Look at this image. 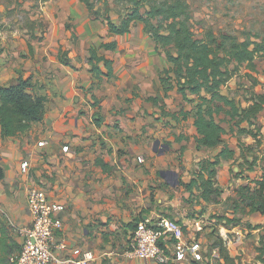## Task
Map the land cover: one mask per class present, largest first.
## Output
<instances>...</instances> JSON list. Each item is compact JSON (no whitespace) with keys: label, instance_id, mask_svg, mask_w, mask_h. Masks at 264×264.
I'll return each mask as SVG.
<instances>
[{"label":"crops","instance_id":"0c3cea01","mask_svg":"<svg viewBox=\"0 0 264 264\" xmlns=\"http://www.w3.org/2000/svg\"><path fill=\"white\" fill-rule=\"evenodd\" d=\"M82 12L90 14L84 7ZM66 45L73 59L71 67H66L68 64L62 63L61 59L45 63L41 55L48 54L49 47H44L36 51L34 59H19L18 64H14L15 76L13 74L8 78L0 74V88L17 85L20 79L33 80L41 87L40 82L52 84L48 85L50 92H40L49 96L41 123L35 124L27 133L12 138H3L0 127V218L6 215L13 226L30 227L32 218L27 193L31 186L39 185L47 190L54 201L65 207L59 214L63 220V230L58 236L68 244L66 251L57 252L62 260L71 259L75 251L82 250L94 254L95 260L89 264H146L132 257L131 251L125 247L137 223L148 221L153 224L159 217L170 218L183 226L185 237L180 245H198L202 248L203 241L198 240V236L206 227L203 224H207V214L200 218L193 217L188 204L183 207L182 197L173 196L178 187L176 179L182 178L180 185L189 183L194 177L190 173L196 174L200 162L204 161L197 158L194 162L198 165L190 163L205 149H196L192 116L184 120L180 114L176 115L177 119L171 113L168 114L175 128L182 122L192 125L190 137L193 138L188 150L185 147L189 145V137L181 136L178 130H175L174 139H170L167 144L162 140L154 142L152 137L156 135L158 125L155 119L158 115L154 111L146 113L142 109L144 105L150 106V103L161 109L162 103L148 101L149 97L156 96L152 95L154 92L150 93L153 89L149 92L151 78L147 79L146 71L139 70L138 63L128 55L124 57L121 69L117 68L114 58L106 56L114 61L115 78L112 80L118 78L120 88L112 85L113 93L108 96L97 95L102 92L99 88L108 86L109 81L98 83L94 79L88 49L75 47L70 42ZM78 53L84 54L81 62L76 58ZM155 74L152 88L157 86L162 92L160 76L157 72ZM131 87L140 88L141 94L134 98L124 90ZM83 90H94L99 100L97 107L87 106ZM128 101L131 103L127 104ZM181 101L188 104L183 98ZM121 108H125V111ZM193 108L189 105V108L181 109L191 111ZM82 109L86 112L80 116ZM97 113L100 116L94 118ZM94 119L98 124L94 123ZM60 121L64 123L62 127ZM73 121L77 122L76 127L71 126ZM227 135H224V143ZM41 142H45V146L40 147ZM157 142L161 145L158 148L155 147ZM224 143L217 147V153ZM64 147L68 150L64 151ZM162 149L164 153H160ZM178 154L187 160L185 170L178 162L173 165L168 163L171 155L177 157ZM146 156L154 159L145 162ZM139 159L143 162H139ZM23 163L29 164L28 173L23 172ZM220 166L221 163L216 168L217 175L220 174ZM193 192L200 196L196 188ZM2 224L9 225V222L0 221V229ZM165 246L166 253L170 252V264H188L189 259L193 260L189 255L178 261L176 251L172 249H176L175 243L168 241ZM228 250L237 264L253 263V260L240 262L236 248L230 247ZM199 258L202 259V253ZM147 264L157 263L150 261Z\"/></svg>","mask_w":264,"mask_h":264},{"label":"rangeland","instance_id":"374dc122","mask_svg":"<svg viewBox=\"0 0 264 264\" xmlns=\"http://www.w3.org/2000/svg\"><path fill=\"white\" fill-rule=\"evenodd\" d=\"M184 1L190 7L191 27L198 39H204L206 32L209 30L216 35H231L238 40H244L248 35L264 37V0ZM92 2L95 9L100 12V18H96L89 10L90 14L82 12V8L86 9L87 7L81 0H0V74L6 75L8 78L13 74L15 76L16 68L14 64L19 62V59H34L37 54L36 51L44 47H49L48 54L41 55V59L45 63L48 61L54 63V59H61V61L67 62L66 64L64 63L65 65L68 64L66 67H71L73 59L69 56L67 42H70L75 47L88 49L89 51L93 47L98 49L103 42L116 40L118 42L117 50H100L99 54L104 53L105 56L114 58L115 60H113L116 62L118 69H121L124 65L123 59L128 55L138 63L140 66L139 70L146 71L147 79L151 78L148 84L151 86L149 87V92L153 89L150 93L154 92L152 95L161 97V109L152 106L151 103L150 106L144 105L142 109L146 113L154 111L158 115V118L155 119L158 125L157 131L152 139L154 142L162 140L164 144H167L170 139H174V136H176L175 130H178L181 131V136L189 137L187 141L189 145L185 147L188 150L193 138L190 137L192 125L190 122H182L181 125L175 128L171 121V116H168V114L181 111L182 107L189 108L190 104L185 105L182 103V98L176 89L172 90L166 99H163V92L157 89V86L152 88V79L156 75L155 73L157 72V75L161 77L162 72L170 67L164 54L156 50L154 40L145 31L142 23H136L127 35L110 36L106 19L109 16L113 22L119 23L120 16L125 12V6L118 4L116 0H92ZM50 38L51 41H48ZM76 58L81 62L84 60V54L78 53ZM20 64L23 65L22 62ZM117 80L118 78L115 81L108 80V86H103V89L99 88L102 92L97 95L108 96L113 93L114 89L111 90L113 88L111 86L119 87ZM31 83L34 85L33 91L36 88L38 89L34 92L42 93L45 90V93H47L51 91V88H48V85H52L51 82L47 84L40 82L42 87L38 86V82L33 80ZM124 90L128 94H132L134 98L141 94L138 87L125 88ZM93 91L89 90L87 92L83 90V93L88 102L87 106L95 108L98 106L99 100ZM222 93L234 99L242 107L249 105L248 99L252 98L253 95L263 94L264 55L257 57L255 72L250 71L246 65L238 68L237 74L222 88ZM79 97L82 98V96ZM88 99H90V102ZM130 103L131 101H128L127 104ZM121 109L125 111V108ZM85 112L82 109L80 116L84 115ZM95 115L94 118L100 116L99 113ZM219 119L228 132L224 146L235 151L232 159L221 161L220 174L216 177L217 186L222 191L221 194L213 195L212 200L206 202L197 193L188 192L184 186L180 185L181 177L176 179L178 190L176 189L173 196L182 197L183 207L188 204L190 215H193V217L198 216L200 218L202 215L207 214V224H203L206 227L200 232L203 236L201 237V234L198 236V240L203 241L202 248H199L198 257L191 256L193 260L189 259L187 263L224 264V260L220 259L219 239L223 240V245L227 250L230 247L236 248L240 262L253 260V263H256L254 261L256 249L260 245L261 236L264 235V215L257 212L251 213V208L247 207V199L251 191L258 185L256 180L262 179L263 174L264 162L261 161V158L264 155V111L253 120V127L250 128L249 126V129H254L259 131V134L261 133L262 142L259 147L255 144V140L252 137L237 134L236 121L230 122L229 118H226L223 114ZM94 120V123L97 124V120ZM71 123L72 127H76V121ZM59 124L62 127L64 123L60 121ZM66 126L67 124H65ZM242 127H248V124L243 123ZM160 146L158 145V147ZM218 149H203L200 156L194 157L193 161L189 162L196 166L198 164L194 161L197 158L211 160ZM182 153L184 154V151ZM255 157L260 159L256 163H254ZM152 159L154 158L146 156L145 162ZM174 162H178L181 168L187 167V160L182 155L178 154L177 157L171 155L168 163L173 165ZM190 174L191 176L195 175L193 172ZM185 193L186 196H184ZM178 207L180 208V206ZM223 215L235 217L240 224L235 227L224 226L221 222H218L220 221L219 217ZM5 216L2 215L0 221L9 222V225L13 227L11 229L12 238L23 247V228L13 226ZM252 227H260V229L254 230ZM125 249L133 250L132 239L129 240ZM165 249L167 251L166 246ZM172 249L176 251V249ZM200 253H202V259L199 258ZM169 254L170 252L167 255Z\"/></svg>","mask_w":264,"mask_h":264},{"label":"trees","instance_id":"16d2710c","mask_svg":"<svg viewBox=\"0 0 264 264\" xmlns=\"http://www.w3.org/2000/svg\"><path fill=\"white\" fill-rule=\"evenodd\" d=\"M81 2L96 18H100V12L95 9L92 0ZM116 2L125 6V12L120 16L119 23L107 17L109 35L124 36L131 32L136 23L144 25L145 31L156 44V50L164 54L170 65L160 77L162 98L166 99L169 93L176 89L183 100L194 107L191 111H176L172 116L176 118V115L180 114L184 120L192 116L196 131V149H215L224 143V135L228 132L220 119L218 120L222 114L229 118L230 122L236 121L238 135L252 137L259 147L262 142L261 133L249 129V126L253 127V120L264 111V93L253 95L248 99L249 105L242 107L234 99L225 96L222 88L233 79L241 66L246 65L250 71H256V59L259 55H264V37L248 35L244 40H238L231 35H216L209 30L204 39H198L191 27L190 7L184 0ZM117 48L118 42L113 40L103 42L98 49L93 47L89 50V65L96 82L115 78L114 61L99 54V51H115ZM254 83L256 84L255 79ZM33 89L34 85L30 79H20L17 85L0 88V127L3 138L25 134L35 124L44 120L47 96L36 93ZM160 100L159 96L148 98V101L155 104H159ZM243 123L248 124V127H242ZM234 155L235 151L224 146L213 159L200 162L199 171L189 183L182 185L191 193L196 188L200 191L201 199L211 201L213 195L222 192L217 186L216 168L222 160L232 159ZM258 160L259 157H255L254 163ZM261 161L264 162V155ZM262 170V179L256 180L257 187L246 199L251 213L264 215V164ZM235 175L238 176L237 173ZM219 220L224 226L240 224L235 217L223 216L219 217ZM11 229L12 227L5 224H2L0 229V264H13L10 258L20 254L23 249L21 244L12 238ZM219 251L224 264H237L236 259L231 257L224 247L222 239H219ZM254 264H264V235L260 238Z\"/></svg>","mask_w":264,"mask_h":264},{"label":"built area","instance_id":"2783aa9c","mask_svg":"<svg viewBox=\"0 0 264 264\" xmlns=\"http://www.w3.org/2000/svg\"><path fill=\"white\" fill-rule=\"evenodd\" d=\"M39 146H45V142H41ZM64 150L67 151L68 148L64 147ZM22 170L28 173L29 164L23 163ZM27 202L32 224L22 229L23 249L20 254L10 258L11 263L89 264L95 260L91 251L82 250L75 251L68 260H62L57 256L58 251H66L68 248L66 240L58 236L63 230V220L59 214L65 210V207L54 201L45 188L39 185L31 186L27 193ZM184 237L183 226L170 218L159 217L153 224L141 221L137 223L132 233L131 255L143 263L154 261L157 264H169L171 259L165 251L164 243L166 245L168 241H175L176 260L182 261L189 255L198 257V245H180Z\"/></svg>","mask_w":264,"mask_h":264},{"label":"water","instance_id":"95a60500","mask_svg":"<svg viewBox=\"0 0 264 264\" xmlns=\"http://www.w3.org/2000/svg\"><path fill=\"white\" fill-rule=\"evenodd\" d=\"M158 145H160V142H157V143L155 144V147L158 148ZM163 148H164V147H163ZM162 150H163V149H162ZM160 153H164V150L161 151Z\"/></svg>","mask_w":264,"mask_h":264}]
</instances>
